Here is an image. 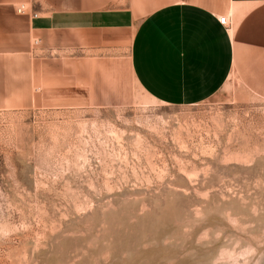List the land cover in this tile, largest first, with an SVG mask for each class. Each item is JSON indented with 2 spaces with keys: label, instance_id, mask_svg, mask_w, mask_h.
I'll list each match as a JSON object with an SVG mask.
<instances>
[{
  "label": "rangeland",
  "instance_id": "1",
  "mask_svg": "<svg viewBox=\"0 0 264 264\" xmlns=\"http://www.w3.org/2000/svg\"><path fill=\"white\" fill-rule=\"evenodd\" d=\"M0 264H264V97L0 109Z\"/></svg>",
  "mask_w": 264,
  "mask_h": 264
},
{
  "label": "crops",
  "instance_id": "2",
  "mask_svg": "<svg viewBox=\"0 0 264 264\" xmlns=\"http://www.w3.org/2000/svg\"><path fill=\"white\" fill-rule=\"evenodd\" d=\"M236 83L264 97V0H0V109L124 105L134 87L193 104Z\"/></svg>",
  "mask_w": 264,
  "mask_h": 264
},
{
  "label": "built area",
  "instance_id": "3",
  "mask_svg": "<svg viewBox=\"0 0 264 264\" xmlns=\"http://www.w3.org/2000/svg\"><path fill=\"white\" fill-rule=\"evenodd\" d=\"M17 11L18 12H24L25 11V4L24 3L19 4L17 6ZM33 14H35V13H33ZM218 19H219L220 23H222L224 26H226V27L228 26L229 21H228L227 15H225V14L219 15ZM34 42H36V40Z\"/></svg>",
  "mask_w": 264,
  "mask_h": 264
}]
</instances>
